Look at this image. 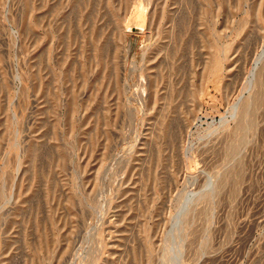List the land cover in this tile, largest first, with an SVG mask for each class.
<instances>
[{
  "label": "rangeland",
  "instance_id": "rangeland-1",
  "mask_svg": "<svg viewBox=\"0 0 264 264\" xmlns=\"http://www.w3.org/2000/svg\"><path fill=\"white\" fill-rule=\"evenodd\" d=\"M0 264H264V0H0Z\"/></svg>",
  "mask_w": 264,
  "mask_h": 264
},
{
  "label": "bare ground",
  "instance_id": "bare-ground-1",
  "mask_svg": "<svg viewBox=\"0 0 264 264\" xmlns=\"http://www.w3.org/2000/svg\"><path fill=\"white\" fill-rule=\"evenodd\" d=\"M250 104H251V100H250V99H247V100H245L244 102L235 105V107H234V109H233V113H234V111H235V114H234V115H236V116H240V117L245 116L246 113H247V110L249 109ZM210 194H211V193H210ZM191 201H192V200H191ZM191 204L193 205V203H191ZM191 204H189V207L186 208L187 211L190 210V205H191ZM192 205H191V206H192ZM184 211H185V210H184ZM181 213H182V212H181ZM184 218H185V217H184Z\"/></svg>",
  "mask_w": 264,
  "mask_h": 264
}]
</instances>
